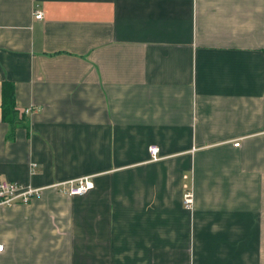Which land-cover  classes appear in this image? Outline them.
<instances>
[{
  "label": "crops",
  "instance_id": "1",
  "mask_svg": "<svg viewBox=\"0 0 264 264\" xmlns=\"http://www.w3.org/2000/svg\"><path fill=\"white\" fill-rule=\"evenodd\" d=\"M0 177V264H264V0H0Z\"/></svg>",
  "mask_w": 264,
  "mask_h": 264
},
{
  "label": "built area",
  "instance_id": "2",
  "mask_svg": "<svg viewBox=\"0 0 264 264\" xmlns=\"http://www.w3.org/2000/svg\"><path fill=\"white\" fill-rule=\"evenodd\" d=\"M35 18H41L42 13L40 11H35ZM26 113L29 109L25 110ZM239 143H234L237 146ZM148 151L153 159L158 158V147L151 145ZM94 186L91 177L85 176L78 179L64 181L55 185L58 190L68 196H80L85 194L87 191L92 189ZM42 189L33 187L32 185L20 184L14 181H9L0 177V208L11 207L15 204H26L31 202L33 199L39 198ZM183 207L187 210L193 207V193L185 185L184 192L182 195ZM3 250V245L0 244V251Z\"/></svg>",
  "mask_w": 264,
  "mask_h": 264
},
{
  "label": "trees",
  "instance_id": "3",
  "mask_svg": "<svg viewBox=\"0 0 264 264\" xmlns=\"http://www.w3.org/2000/svg\"><path fill=\"white\" fill-rule=\"evenodd\" d=\"M1 114L2 119L12 121L15 115L14 108V86L4 81L1 86Z\"/></svg>",
  "mask_w": 264,
  "mask_h": 264
}]
</instances>
